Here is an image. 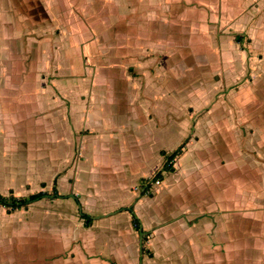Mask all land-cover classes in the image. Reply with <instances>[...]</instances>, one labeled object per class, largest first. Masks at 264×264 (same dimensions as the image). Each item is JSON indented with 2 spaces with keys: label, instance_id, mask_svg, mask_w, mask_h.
I'll use <instances>...</instances> for the list:
<instances>
[{
  "label": "crops",
  "instance_id": "obj_1",
  "mask_svg": "<svg viewBox=\"0 0 264 264\" xmlns=\"http://www.w3.org/2000/svg\"><path fill=\"white\" fill-rule=\"evenodd\" d=\"M258 4L250 10L254 41L252 26L261 29L264 23V0ZM244 12L234 21L241 29L238 17L249 18ZM5 30L6 38L0 39V195H45L12 211L0 205V264H264V101H252L259 108L246 118L251 132L229 125L215 129L221 137H236L226 142L239 150L225 163H204L207 184L188 185L185 172L199 165L178 163V177L170 183L162 178L152 183L155 191L142 193L147 177L162 167L158 150L177 123L176 116L170 122L163 117L159 73L150 83L125 76L85 85L81 78L28 80V62L12 78L8 70L19 51L5 40H19L16 32ZM37 31L30 38L40 45L47 39ZM186 38L181 34L167 54L166 67L176 78L177 60L193 64L198 58L183 49ZM223 38L218 44L226 48L220 54L229 51V64L221 70H237V58L246 53L232 38ZM141 49L129 51L139 58L134 61L141 62ZM51 54L50 47L39 50L37 76L42 67L48 71ZM204 55L208 60V52ZM148 156L153 163H147ZM81 213L91 217L88 224Z\"/></svg>",
  "mask_w": 264,
  "mask_h": 264
},
{
  "label": "rangeland",
  "instance_id": "obj_2",
  "mask_svg": "<svg viewBox=\"0 0 264 264\" xmlns=\"http://www.w3.org/2000/svg\"><path fill=\"white\" fill-rule=\"evenodd\" d=\"M258 2L263 3V0H0V39L6 38L5 28L18 34V42L12 38L5 40L8 48L19 51L15 65L8 70L12 78L19 75L22 65L28 62L32 64L28 80L81 78L90 84L128 76L150 83L159 73L164 97L163 117L170 122V117L176 116L177 121L171 124L176 128L175 133H169L168 139L161 142L159 163H165L168 154L179 151L172 159L173 164L177 163V172L172 168L162 178L170 183L181 173L178 163L183 166L197 163L198 168L185 172L183 179L190 186L196 181L195 186L201 187L208 181L202 172L204 163H225L236 158L234 155L238 156L237 145L228 147L226 142L236 137L225 131V136L221 137L215 129L225 130L229 125L237 127L241 133L251 132L253 126L248 120L259 108L252 101L257 98L264 101V59H260L264 53L261 30L264 23L261 29L251 25L257 41L252 40L249 31L250 10L259 5ZM242 10L249 11V18L238 17L244 22L242 27L238 21L241 29L234 21ZM4 16L9 21L4 20ZM38 29L43 30L41 35L47 39L40 45L30 38ZM181 34L187 37L183 49L198 58L193 64L181 58L177 60L176 78L166 67V60L168 52L184 39ZM221 36L232 38L239 51L246 53L242 60L237 58V64L241 63L239 69L232 66L221 70L220 65L225 68L229 64V51H224L223 56L220 54L226 48L225 44H218ZM41 47H50L52 54L46 57L48 71L42 67V73L37 76V69L41 68L38 64ZM158 48L162 53H158ZM133 49H141V62L135 54H129ZM205 52L209 54L208 60ZM133 57L138 60L134 61ZM223 57L225 59L221 60ZM231 61H235L234 56ZM159 64H162L161 71H156ZM83 90L85 93L86 88ZM81 133L87 134L88 130L83 129ZM169 144H173L171 149ZM243 147L251 152L245 142ZM147 163H153L149 156ZM151 178L145 180L148 185L145 193L155 191ZM162 178L157 177L160 181Z\"/></svg>",
  "mask_w": 264,
  "mask_h": 264
},
{
  "label": "trees",
  "instance_id": "obj_3",
  "mask_svg": "<svg viewBox=\"0 0 264 264\" xmlns=\"http://www.w3.org/2000/svg\"><path fill=\"white\" fill-rule=\"evenodd\" d=\"M180 149H182V147ZM178 153L179 151L175 150L172 153L167 155L166 162L163 163L162 167H160V169H158L154 173L155 175L152 176L151 179L153 181L157 180V177L162 178V172L170 171L173 168L172 159H174ZM147 188H148V185L143 189L142 193H144L145 190H147ZM44 195L45 194L43 192H37L27 197H14L12 195H9V196L0 195V205L7 207L9 211H12L15 209L26 207L29 203L42 198ZM132 215H133L134 226L136 228H139L138 218L134 214ZM81 216L85 219V224H88L91 221L90 216L84 213H81Z\"/></svg>",
  "mask_w": 264,
  "mask_h": 264
},
{
  "label": "built area",
  "instance_id": "obj_4",
  "mask_svg": "<svg viewBox=\"0 0 264 264\" xmlns=\"http://www.w3.org/2000/svg\"><path fill=\"white\" fill-rule=\"evenodd\" d=\"M159 182H160L159 179H157V180L154 181L155 184H158ZM150 184L152 185V183H150ZM146 186H147V185H146Z\"/></svg>",
  "mask_w": 264,
  "mask_h": 264
}]
</instances>
